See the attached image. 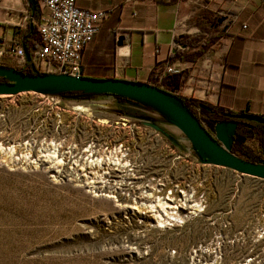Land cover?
Returning <instances> with one entry per match:
<instances>
[{"label":"rangeland","instance_id":"374dc122","mask_svg":"<svg viewBox=\"0 0 264 264\" xmlns=\"http://www.w3.org/2000/svg\"><path fill=\"white\" fill-rule=\"evenodd\" d=\"M118 101L0 95V264H264V179Z\"/></svg>","mask_w":264,"mask_h":264},{"label":"crops","instance_id":"0c3cea01","mask_svg":"<svg viewBox=\"0 0 264 264\" xmlns=\"http://www.w3.org/2000/svg\"><path fill=\"white\" fill-rule=\"evenodd\" d=\"M76 3L90 10L112 9L83 51V74L147 82L151 73L156 81L168 63L173 72L164 81L170 92L264 117V0ZM27 4L0 0V47L19 41L16 26H31L25 19ZM219 12L227 13L222 23ZM120 36L124 39L117 45ZM11 62L7 66H22L19 59ZM125 102L111 105L119 109Z\"/></svg>","mask_w":264,"mask_h":264},{"label":"water","instance_id":"95a60500","mask_svg":"<svg viewBox=\"0 0 264 264\" xmlns=\"http://www.w3.org/2000/svg\"><path fill=\"white\" fill-rule=\"evenodd\" d=\"M27 2L31 11L34 12L37 1L27 0ZM225 18V16L220 17L218 22L222 23ZM123 39V36L118 37L117 45H121ZM25 60H31L26 50ZM33 72L34 74H26L13 66H0V78L6 79V81H0V95L34 91L43 94L78 92V94L124 97L131 100L129 102L150 107L164 115L187 137L202 163L223 166L241 174L264 179V159L252 162L231 151L236 135V121H217L212 123L208 130L176 93L145 81L126 78L37 73L35 68ZM202 108L210 109L206 106ZM231 117L264 123V118L246 112L234 114Z\"/></svg>","mask_w":264,"mask_h":264},{"label":"built area","instance_id":"2783aa9c","mask_svg":"<svg viewBox=\"0 0 264 264\" xmlns=\"http://www.w3.org/2000/svg\"><path fill=\"white\" fill-rule=\"evenodd\" d=\"M36 1L40 5L41 15L34 18L28 12L25 16L26 21L35 27L28 37V53L33 67L39 73L83 75V51L93 41L101 23L108 18L112 9H86L77 5L76 0ZM126 1L136 3L140 0ZM219 14L227 15L224 12ZM25 50L18 43L0 47V66H7L13 59L21 60L24 65ZM170 72H173V67L164 63L154 85L164 89V78ZM193 108L199 113V107ZM201 123L207 126L205 121ZM253 153L262 158L255 149Z\"/></svg>","mask_w":264,"mask_h":264},{"label":"trees","instance_id":"16d2710c","mask_svg":"<svg viewBox=\"0 0 264 264\" xmlns=\"http://www.w3.org/2000/svg\"><path fill=\"white\" fill-rule=\"evenodd\" d=\"M27 5H28V10L30 11L31 15L34 18H38L41 15V8L38 2H37V7L34 12L31 11L30 5L29 4ZM31 26L29 25L28 27L24 29H21L18 26H16L14 29L15 30L14 33H19V34L21 33L20 39L19 41H12L10 43H18L28 52V37L34 32V29H35L34 25H31ZM0 40H3V39L0 37ZM15 68L23 71L26 74H34L33 72L34 67H33L31 60L25 61L24 65L15 66ZM37 73L39 72L37 71ZM0 81H6V79L0 78ZM147 82L151 84H155V82L153 81V77H151V73H150V76ZM164 89L168 90L165 86H164ZM71 93L78 94V92H71ZM114 96L122 101H131L124 97H119L116 95ZM182 99H183L184 104L196 115V117L199 119L200 122L205 121L207 123L206 128L208 130L210 129L209 127L212 125V123L217 122V121H228V120L236 121L237 129H236L235 140L232 145L231 151L232 152L238 151L240 154H242L244 159L250 160L252 162H258L264 159V123L255 122V121H251L247 119L232 118L231 115L238 114V113H235L231 109H228L222 106L212 107L198 99H185V98H182ZM202 106H206L210 109L208 110L203 109ZM193 107H199L200 108L199 113ZM258 116L264 118L261 115H258ZM248 140L252 142V144L255 147V150L262 157L261 159L253 153V149H250V147H247L245 145V142ZM256 158H259V160L257 161Z\"/></svg>","mask_w":264,"mask_h":264},{"label":"bare ground","instance_id":"6f19581e","mask_svg":"<svg viewBox=\"0 0 264 264\" xmlns=\"http://www.w3.org/2000/svg\"><path fill=\"white\" fill-rule=\"evenodd\" d=\"M151 197H152V196H151ZM159 203H160V202H159ZM162 204H164V203H162ZM166 204H167V203H166ZM149 205H150V204H149ZM151 205H152V204H151ZM153 206H154V205H153ZM153 206H152V207H153ZM149 208H150V207H149ZM162 208H164V207H162ZM162 213H163V212H162ZM158 216H159V215H158Z\"/></svg>","mask_w":264,"mask_h":264}]
</instances>
